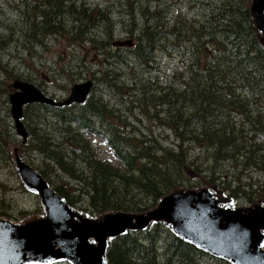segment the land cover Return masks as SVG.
Masks as SVG:
<instances>
[{"label": "trees", "instance_id": "1", "mask_svg": "<svg viewBox=\"0 0 264 264\" xmlns=\"http://www.w3.org/2000/svg\"><path fill=\"white\" fill-rule=\"evenodd\" d=\"M167 1L169 5L193 4L196 12L191 16H175L173 12L167 11L162 15L165 21H160L159 15L154 13H161L167 6L159 8L161 4H157L153 9L147 6L135 8L124 26L127 29L131 26L128 37L133 39V45L119 48L115 53L109 49L108 37L111 35L110 29L118 22L117 16L112 13L117 9L109 7L97 10L95 5L83 3H80L83 5L80 9L76 0H11L17 2L16 6L21 5L27 10L19 12L22 13V19L16 26L6 20V31L0 42L3 50L4 44H19L22 41L23 49L27 48H20L22 53H27V58L33 61L36 43L42 51H49L40 33L56 35L66 32L70 44L77 43L84 49L92 50V56L97 53L103 57V62H95L97 66L92 72L93 77L107 87H114L116 91L124 86L126 90L137 93L140 100L138 114L149 120L155 116L159 121L157 127L164 124L169 128L168 132L173 133L171 139L164 132L154 134L152 127L138 131L142 146L137 148L126 141L121 121L113 119L107 109L108 104L99 98L84 104L82 114L77 116L70 114L67 109L38 104V110L42 108L46 112L50 108L63 115L60 118L63 123L70 117V121L77 122L81 128L105 135L104 141H108L114 156L120 159L121 164L113 166L105 158L86 154L83 147L84 144L88 146L89 142L83 141V146L72 147V155L66 160L59 152L46 148V142L41 141V137H36V152L54 161L68 174L79 185L75 189L84 195L89 207L97 212L127 207L114 201L120 196V191H113L111 186L116 177L125 186L132 185L152 198L160 197L168 186L169 175L190 172L183 163L188 157V146L198 147L205 159V162L192 166L190 173L201 168H211L213 173L218 162L230 159L238 161V167H244L243 173H247V168L254 166V163L264 165V149L258 148L256 142L251 144L246 141V146L240 128V124L250 121L249 117L252 116L257 122H264V110L256 106L264 102V48L257 41L246 0ZM122 2L124 5L134 4V0ZM195 18L200 20L192 26L190 22ZM103 30L107 33L109 30V33L97 41ZM9 41L11 43H7ZM155 51L173 54L179 64L157 79L147 76L144 79L134 71L129 78L123 74L120 76L126 80L121 85L114 82L120 75L116 68L122 65L123 55L129 58L127 66L139 64L146 68L158 67ZM185 51L194 52L197 57L190 59L188 54L180 56ZM107 55L116 60L107 62ZM14 59L12 65L18 71L16 77L23 78L24 68L18 69L16 55ZM0 60L9 63L4 62L3 58ZM3 80L0 78V81ZM92 117H96V121L105 127L104 130L95 128ZM194 118L196 123L189 121ZM261 129L264 134V128ZM166 140L167 143L164 142ZM138 159H146L147 162L140 163ZM193 159H198V156ZM79 160L87 165V173L76 166ZM206 161L210 163L209 166L204 165ZM120 166L124 169L118 174L116 171H120ZM162 167H165V172ZM55 189L69 203H73V198L78 195L63 184H58ZM233 190V196H236L238 191ZM128 196L133 198L132 190ZM165 234L168 245L162 256L164 264H203L202 260L208 258L207 253L171 234L162 225L154 224L142 232H129L112 241L108 259L111 264H160L156 260L155 244ZM221 262L210 259L208 264Z\"/></svg>", "mask_w": 264, "mask_h": 264}, {"label": "rangeland", "instance_id": "2", "mask_svg": "<svg viewBox=\"0 0 264 264\" xmlns=\"http://www.w3.org/2000/svg\"><path fill=\"white\" fill-rule=\"evenodd\" d=\"M213 1L217 2L216 0ZM246 3L249 6L250 0H246ZM14 5H17V2H11V0H0V21L6 24V20H9L13 22L15 26L20 24V22H17L16 19L19 12L14 10ZM26 10L27 9L23 7V12H26ZM166 12L167 7H165L161 13L154 14H158V19H160V15L162 16L166 14ZM152 17L155 18L154 16ZM198 20L200 19H192L190 24L195 26L197 25ZM2 33L3 32L0 29L1 38ZM40 34L44 39L43 42L49 47V51L44 52L42 51L40 45L35 44V51H37V53L41 52L44 56V58H34V60L39 63L38 66H36L35 62L30 58H27V56H22L23 61L25 60V68L32 72L31 73L29 70H23V80L34 84L40 90L45 88L43 91L47 97L52 95L51 90L47 89L48 87L54 90H60L70 95L72 86L80 79L79 77L85 75L81 69L75 67L74 64L81 58L89 60V57L84 54L87 49H84L81 46H74L77 45V43H73V45L70 44L69 35L66 32L56 34L55 37L54 34L50 32ZM7 43H11V41ZM14 52L17 53L18 51L14 50L13 46L0 51V55L4 54L2 56L3 61L9 62H0V73L3 75H0V78L4 79L3 81H0V217L7 218L11 222L22 223L31 218L43 216L45 214L40 197L32 190L24 186V183H22L14 161L13 152L17 148L16 145L20 146L22 160L28 166L31 168H33L34 165L40 166L43 169L46 179L51 187L55 188L58 183H62L70 188V190L75 194H78L73 198L76 202L74 204L75 207L79 210H84L96 219H103L106 214L115 213L117 211L131 212L136 215L145 214L157 207L158 200L162 195H165L174 189H198L200 187L210 188L213 184H215L214 186L218 188L217 191H221L220 188L222 185L224 189L229 190L240 188L241 192L232 197V199H229V203L232 206L237 205L236 208L248 207L254 202L264 203L263 164L260 163L257 167H248L246 170L247 173L244 174V167H238V161L230 159L218 162L215 167V172L213 173H211V168H201L200 170L190 173L192 166H197L202 162H205V159L203 151H201L198 147L192 148L191 146H188L186 148L188 157L183 160V163L184 166L189 168L190 172H179L169 175L168 186L164 189L163 194L160 197L152 198L145 192L133 188L134 186L132 185L125 186L121 183L120 178L116 177L112 181L111 186L113 191H120V196L114 201L124 204L127 207L118 210H101L99 212L90 208L84 195L80 193L78 189H75L79 188V185L72 178H70L68 174H65L63 170L59 169L54 161L47 159L46 157L41 156L40 153L36 152V137H41V141L46 142V148L59 152L65 156L64 158L66 160H69V157L72 155V147L83 146V141L89 142L88 146L84 144L83 147L86 154H91L96 158L100 159L105 157V160L108 161L104 155L107 154V150L104 148L102 151L98 150L97 143L93 142L92 139L99 141L100 138L92 135L91 132H87L84 136L83 133L80 132V125L76 122H71L70 117H68V120L63 123L60 119L61 116L59 115V112H45L42 108H40V112L37 108H35L36 103L28 104L24 108L23 122L26 125L29 134L26 144L21 143V139L17 136L13 126L14 121L10 114V104L8 102V95L10 92H13L11 86L14 83V79H16V72H18L16 67L13 66L11 62L14 60ZM185 54H188L190 59H195V57H197V54L189 51H185L184 54L180 56H184ZM18 61L19 59L17 58V62ZM157 62L159 65L158 67L146 68L139 64L136 66H127L124 70L123 76L129 78L135 71L138 76L141 77L142 75L144 79L146 76L157 79L159 76H162L163 73L171 71L179 64L178 60L175 59V56L167 51H165V54H159ZM51 67L53 70H50ZM53 71H55V74H53ZM38 76L39 79L37 78ZM86 79L90 78H85V80ZM124 81L126 80L122 79L119 84L121 85ZM97 83L98 82H96V84ZM91 91L95 97L99 98L105 104H109L107 109L110 111L114 119L117 116L125 118L127 123L124 125L125 129L123 130V135L125 136L126 141L133 146H136L137 148L142 146V143L140 142L141 136L138 131L144 129L148 130L152 127L154 134L159 135L162 132L161 129H163L164 124L157 127L159 121H157L155 116L149 120L148 117L144 115L141 117V115L138 114V104L140 100L137 93L126 90L124 86H120L118 91L114 89L110 90L109 87L94 86V90ZM73 100L75 102H81L80 100ZM77 104L79 103H74L70 107L69 105H61L60 108L61 110L70 108V114L77 116L80 113V108ZM256 106L264 108V102ZM31 109L34 110L32 111ZM167 112L169 113V109ZM91 121L93 122L95 128H101L104 130L105 127L96 121V117H92ZM189 121L196 123L195 118ZM65 124L68 127H66ZM240 128L242 130L243 140L256 142L259 144L258 148L264 149V134L260 131L262 130L261 128H264V123L259 125L258 134L253 133V131H251V126L246 122H242L240 124ZM86 136H89L90 138H87ZM169 136L172 139L173 133L169 132ZM78 140H80V143ZM164 142L167 143L168 140ZM241 144L243 143H239V145ZM195 156H198V159H193ZM138 162L144 163L147 162V160L138 159ZM109 163L113 166H119L121 164L120 159L114 163ZM168 164L169 163H167V165ZM206 164L207 166L210 165L207 161L204 165ZM76 166L83 171V173L88 172L87 165L82 160H79ZM123 169V166H120V171H116V173L120 174ZM162 171L165 172V167H162ZM230 185L233 186L230 187ZM131 190L133 192V198L132 196H128V193ZM133 220L137 221L135 217ZM167 245L168 240L165 238H162V240H160L157 244L158 254L156 255V260L160 264H164L162 256L164 252H166L165 248ZM207 257L206 261L202 260L203 264L210 263V259L216 260L210 255H207ZM178 259L180 260V258ZM177 264L180 263L178 262ZM219 264L230 263L222 261Z\"/></svg>", "mask_w": 264, "mask_h": 264}, {"label": "water", "instance_id": "3", "mask_svg": "<svg viewBox=\"0 0 264 264\" xmlns=\"http://www.w3.org/2000/svg\"><path fill=\"white\" fill-rule=\"evenodd\" d=\"M263 10L264 0L250 1L249 11L262 32ZM125 42L131 44V41ZM260 42L264 44V37ZM123 43L114 42L118 45ZM12 86L21 92L9 95L10 114L16 133L25 142L28 132L20 119L23 104L39 100L41 93L18 79ZM87 93L85 84H78L73 99L82 101ZM13 154L22 181L40 195L46 214L22 223L0 218V264H49L60 258H68L75 264H103L108 237L120 234L127 227L146 228L152 220L172 224L180 236L231 264H264V203L254 202L248 207L231 209L222 207L223 196L219 192H211L208 187L178 188L160 197L157 207L145 214L115 212L106 214L103 219L92 220L67 205L49 187L41 173L21 159L19 146ZM134 217L137 221L133 220ZM89 237H93L96 243H88Z\"/></svg>", "mask_w": 264, "mask_h": 264}, {"label": "flooded vegetation", "instance_id": "4", "mask_svg": "<svg viewBox=\"0 0 264 264\" xmlns=\"http://www.w3.org/2000/svg\"><path fill=\"white\" fill-rule=\"evenodd\" d=\"M83 7H80V9H82ZM135 9V7L133 6V5H125V7H124V12H125V14L123 15V14H118L119 15V19L121 20V22H124V23H126L127 22V19H128V17L130 16V14L133 12V10ZM122 11V10H121ZM160 21H163V18H162V16H160ZM121 29H122V27H120ZM118 29L119 28H117V25H113V27L110 29V31H111V34L113 35V36H115L116 34H118L117 32H118ZM124 29L125 30H127V28L126 27H124ZM121 34H123V36H125V35H127V33H121ZM1 40H2V38H1V36H0V42H1ZM34 62H35V65L36 66H38L39 65V63H37V61H35L34 60ZM48 90H51V92H52V95L50 96L51 98H53L54 100H64V99H66L67 97H68V93H65V92H62V91H60V90H54V89H52V88H50V87H48L47 88ZM43 90H45V88H42V92H44ZM74 103H71V104H69V105H73Z\"/></svg>", "mask_w": 264, "mask_h": 264}, {"label": "bare ground", "instance_id": "5", "mask_svg": "<svg viewBox=\"0 0 264 264\" xmlns=\"http://www.w3.org/2000/svg\"><path fill=\"white\" fill-rule=\"evenodd\" d=\"M120 3H123L122 2V0H120ZM180 5V4H179ZM183 7H185V5H182ZM187 6V5H186ZM159 8H162V5L159 7ZM256 9V8H255ZM257 10V9H256ZM9 11V10H8ZM260 11V10H259ZM13 17V16H12ZM10 18V17H9ZM163 18V17H162ZM163 21H165V19L163 18ZM22 42V41H21ZM19 43V44H17V43H15V44H4L5 45V48H8V47H10V46H13V48H14V50H18V52L16 53V52H14V54L16 55V57L19 59V61H18V63H19V65L17 66V68L19 69V68H24V70H29V69H27V68H25V66H24V63H25V60L23 61V59H21L22 58V56H27V53H22V51L23 50H26V49H23L24 48V46L22 45V43ZM81 46V45H80ZM129 47H132V46H129ZM129 47H125V48H129ZM23 49V50H21V49ZM34 48V47H33ZM37 52V51H36ZM35 52V53H36ZM41 53V52H40ZM4 55V54H3ZM36 56V55H35ZM38 59V58H37ZM39 61V60H38ZM0 62H1V60H0ZM16 67V66H15ZM30 71V70H29ZM31 72V71H30ZM32 73V72H31ZM36 76V75H35ZM38 79H39V76L37 77ZM38 104H44V103H36V107L35 108H37V109H39V107H38ZM46 105V104H45ZM34 108V109H35ZM40 112H41V110H39ZM1 218V217H0Z\"/></svg>", "mask_w": 264, "mask_h": 264}]
</instances>
